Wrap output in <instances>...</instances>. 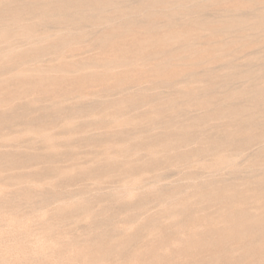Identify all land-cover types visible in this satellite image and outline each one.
Listing matches in <instances>:
<instances>
[{"label": "rangeland", "instance_id": "rangeland-1", "mask_svg": "<svg viewBox=\"0 0 264 264\" xmlns=\"http://www.w3.org/2000/svg\"><path fill=\"white\" fill-rule=\"evenodd\" d=\"M251 1L0 0V264H264V0ZM116 42L124 83L104 85Z\"/></svg>", "mask_w": 264, "mask_h": 264}, {"label": "bare ground", "instance_id": "bare-ground-1", "mask_svg": "<svg viewBox=\"0 0 264 264\" xmlns=\"http://www.w3.org/2000/svg\"><path fill=\"white\" fill-rule=\"evenodd\" d=\"M15 1H16V0H15ZM100 1H101V0H100ZM160 1H162V0H160ZM184 1L186 2V0H184ZM7 2H8V1H7ZM24 2H25V1H24ZM122 2H123V1H122ZM166 2H167V1H166ZM176 2H177V1H176ZM176 2H175V3H176ZM253 2H254V0H252V1L249 2V3H253ZM255 2H257V1L255 0ZM179 3H180V2H179ZM18 4H19V3H18ZM74 4H75V3H74ZM164 4H165V3H164ZM184 4H186V3H184ZM247 4H248V3H247ZM47 5H48V4H47ZM162 5H163V4H162ZM175 5H176V4H175ZM235 5L240 6V4L238 5V3H236ZM235 5H234V7H237V6H235ZM3 6H4V5H3ZM49 6H50V5H49ZM163 6H164V5H163ZM168 6H170V5H168ZM183 6H184V5H183ZM185 6H186V5H185ZM141 7H142V6H141ZM172 7H173V5L171 6V8H172ZM234 7H233V8H234ZM165 8H166V7H165ZM176 8L178 9V7H175V9H176ZM237 8H239V7H237ZM237 8H236V9H237ZM49 9L51 10V6H50ZM181 9H182V8H181ZM239 9H240V8H239ZM108 10H109V9H108ZM170 10H171V9H170ZM183 10H184V9H183ZM237 10H238V9H237ZM176 11H177V10H176ZM180 11H181V10H180ZM169 12H170V11H169ZM46 13H47V12H46ZM182 13H183V12H182ZM176 14H177V13H176ZM151 15H152V14H151ZM172 15H173V14H172ZM149 16H150V15H149ZM259 17H260V16H259ZM5 18H6V17H5ZM7 18H8V16H7ZM261 18H262V17H261ZM261 18H260V20H261ZM10 19H11V18H10ZM84 19H85V18H84ZM122 19H123V18H122ZM162 19H163V18H162ZM3 20H4V19H3ZM3 20L1 19L0 21L2 22ZM5 20H6V19H5ZM7 20H8V19H7ZM14 20H15V19H14ZM255 20H256V19H255ZM255 20H254V21H255ZM258 20H259V19H258ZM262 20H263V19H262ZM11 21H13V20H11ZM17 21H18V20H17ZM21 21H22V20H21ZM254 21H253V22H254ZM24 22H25V21H24ZM120 22H121V21H120ZM221 22H222V21H221ZM227 22H228V25H229V24H230V23H229V20H228ZM240 22H241V21H240ZM253 22H252V23H253ZM255 22H256V21H255ZM255 22H254V23H255ZM257 22H260V21H257ZM231 23H232V22H231ZM238 23H239V22H238ZM245 23H246V22H245ZM260 23H263V22H260ZM129 24H130V23H129ZM216 24H217V23H216ZM236 24H237V23H236ZM243 24H244V23H243ZM255 24H256V23H255ZM1 25H2V24H1ZM18 25H19V24H18ZM125 25H126V24H125ZM219 25H220V24H219ZM222 25L225 26V23L222 24ZM226 25H227V23H226ZM228 25H227V26H228ZM233 25H234V24H233ZM238 25H240V24H238ZM244 25H245V24H244ZM251 25H252V24H251ZM26 26L28 27V25H26ZM119 26H120V25H119ZM123 26H124V25H123ZM123 26H121V27H123ZM150 26H151V25H150ZM193 26H195V25H193ZM235 26H236V25H235ZM240 26H241V25H240ZM255 26H256V25H255ZM3 27H4V26H3ZM20 27H22V26H20ZM20 27H19V28H20ZM125 27H126V26H125ZM125 27H124V28H125ZM159 27H160V26H159ZM196 27L198 28V26H196ZM215 27H216V26H215ZM219 27H221V25H220ZM236 27H237V26H236ZM245 27H246V26H245ZM253 27H254V26H253ZM263 27H264V26H263ZM22 28H23V27H22ZM30 28H31V27H30ZM119 28H120V27H119ZM154 28H158V27L155 26ZM160 28H161V27H160ZM182 28H183V27H182ZM184 28H185V27H184ZM187 28H189V27H187ZM192 28H193V27H192V25H191V29H192ZM197 28H196V29H197ZM228 28H229V27H228ZM238 28H239V27H238ZM238 28H236V29H238ZM242 28H244V26H242ZM256 28H257V27H256ZM259 28L261 29V27H259ZM0 29H1V27H0ZM32 29H33V28H32ZM196 29H195V30H196ZM201 29H202V27H201ZM201 29H200V30H201ZM203 29H204V28H203ZM214 29H215V28H214ZM226 29H227V27H226ZM236 29H235V30H236ZM239 29H240V28H239ZM246 29H247V28H246ZM251 29H252V28H251ZM257 29H258V28H257ZM18 30H20V29H18ZM21 30H22V29H21ZM21 30H20V32H21ZM23 30H24V29H23ZM33 30H34V29H33ZM123 30H124V29H123ZM123 30H122V32H123ZM133 30H134V29H133ZM156 30H157V29H156ZM189 30H190V28H189ZM195 30H194V31H195ZM209 30L211 31V28H210ZM240 30H241V29H240ZM3 31L5 32V30H3ZM3 31L0 32V38H3V39H4L5 36H3V35H4V32H3ZM7 31H8V30H7ZM7 31H6V32H7ZM117 31H118V30H117ZM153 31H155V30H153ZM207 31H208V30H207ZM217 31H218V30H217ZM226 31H227V30H226ZM229 31H230V28H229ZM236 31H237V30H236ZM252 31H253V30H252ZM13 32H14V31H13ZM23 32H25V33H24L25 37L31 40V38H32L33 36L31 37L30 35H33V34H32L33 31H32V32H28V31L26 32V31H23ZM108 32H109V31H108ZM115 32H116V30H115ZM120 32H121V31H119V33H120ZM148 32H149V31H148ZM155 32H156V31H155ZM203 32H204V31H203ZM213 32H214V31H213ZM29 33H31V34H29ZM110 33H111V32H110ZM117 33H118V32H117ZM124 33H125V32H123V34H124ZM151 33H152V31H151ZM153 33H154V32H153ZM174 33H176V32H174ZM195 33H197V32L195 31ZM200 33H201V31H200ZM207 33H208V32H207ZM8 34H9V33H8ZM127 34H129V33H126V35H127ZM132 34H133V33H132ZM136 34H137V33H136ZM154 34H155V33H154ZM162 34H163V33H162ZM166 34H168V33H166ZM187 34H188V38L191 37V36H189L190 33H188V32H186V33H184V34H182V35H181V34L178 35V33H177L176 35H178V36H175V34H174V37H171V38H161V37H163V36H161V37H158V36L150 37V35H149V37H146L145 39H143V38H140L139 36L135 35V36L132 37V40H133L132 43L134 44V46H138V47H140V48L142 49V51H144V50H147V46H149V45H154V46H156V48H158V47H160V46H162V45L165 46L167 43L172 42L173 40H174V44H175V39H176V38H179V37H183V38H184V35L186 36ZM192 34H193V33H192ZM202 34H203V33H202ZM22 35H23V33H22ZM24 35H23V37H24ZM35 35H36V34H35ZM41 35H42V34H41ZM47 35H48V34H47ZM47 35L45 36V34H44V36L42 35V36H40V37H45V38H47ZM109 35H110V34H109ZM124 35H125V34H124ZM138 35H139V34H138ZM155 35H156V34H155ZM160 35H161V34H159V36H160ZM190 35H191V34H190ZM198 35H199V32H198ZM37 36H38V35H37ZM48 36H49V35H48ZM53 36H54V35H53ZM60 36L62 37V35H60ZM131 36H132V35H131ZM171 36H172V35H171ZM100 37H101V36H100ZM102 37H103V35H102ZM33 38H34V40H35V41H33V42L31 41L32 44H33V47L38 48V47H40L42 44H43V45L45 44V43L40 44V43H41L40 40H42V39L44 40V38H42V39L40 38L39 41H36V40L39 39V38H36L35 36H34ZM35 38H36V39H35ZM49 38H50V37H49ZM49 38H47V39H49ZM116 38H117V37H116ZM183 38H181V40H182ZM193 38H195V37H193ZM3 39H2V40H3ZM59 39H61V38H58V40H59ZM62 39H63V38H62ZM65 39H66V38H65ZM65 39H63L62 41H65ZM189 39H190V38H189ZM191 39H192V38H191ZM191 39H190V40H191ZM4 40H6V38H5ZM24 40H26V39H24ZM125 40H126V39H125ZM128 40H129V39H128ZM176 40L178 41L179 39H176ZM181 40H179L178 43L181 42ZM190 40H189V41H190ZM7 41H8V40H7ZM45 41H46V40H45ZM45 41H43V42H45ZM120 41H121V39H120ZM129 41H130V40H129ZM4 42H6V41H4ZM4 42H3V44H4ZM8 42H10V41H8ZM8 42H7V44H8ZM118 42H119V41H118ZM118 42H116L117 44L115 43L116 45H113V49H112L113 52H112V55L105 56V57H107V58H105V59H104L105 61L103 60V64H101L102 67H103V66L105 67V65H107L106 67L109 66V68H105V69H107L106 71L103 70L104 73H102V74L100 73L101 75L99 74V75L101 76V79H102L101 82H102L104 85L114 84L115 86H118V85H121L122 83H124V79H122V78H117V77H118V72H114V71H113L114 69H113V68L111 69V67H110V66H112V65H110V64H112V63H113V64H119V63H121V62L124 60V51H125V50H129V47L127 48V46H124V45H123V44H124L123 41H122L123 44H122L121 42H120V43H118ZM187 42H188V41H187ZM187 42H186V43H187ZM98 43H99V42H98ZM127 43H128V41H127ZM181 43H182V42H181ZM183 43H185V41H184ZM183 43H182V44H183ZM186 43H185V44H186ZM0 44H1V43H0ZM67 44H68V43H67ZM129 44H130V43H129ZM174 44H173V45H174ZM179 44H180V43H179ZM179 44H178V45H179ZM62 45H63V44H62ZM68 45H69V44H68ZM93 45H94V44H93ZM99 45H100V44H99ZM167 45H168V44H167ZM176 45H177V44H176ZM178 45H177V46H178ZM60 46H61V45H60ZM66 46H67V45H66ZM101 46H103V43H102ZM104 46H105V45H104ZM106 46L108 47V44H106ZM174 46H175V45H174ZM174 46H173V47H174ZM224 46H225V45H224ZM31 47H32V46H31ZM33 47H32V48H33ZM125 47H126V48H125ZM193 47H194V46H193ZM6 48H7V47H5V49H4V47H3L4 51L6 50ZM43 48H44V47H43ZM101 48H102V47H101ZM109 48H110V46H109ZM111 48H112V47H111ZM151 48H152V47H151ZM153 48H155V47H153ZM163 48H164V47H163ZM176 48H177V47H176ZM176 48H175V49H176ZM7 49H9V47H8ZM10 49H11V48H10ZM10 49H9V50H10ZM41 49H42V48H41ZM107 49H108V48H107ZM161 49H162V48H161ZM175 49H174V50H175ZM190 49H191V48H190ZM38 50H39V49H38ZM182 50H183V49H182ZM0 51H1V49H0ZM4 51H3V52H4ZM6 51H7V50H6ZM34 51H35V50H34ZM109 51H111V50H109ZM176 51H177V50H176ZM187 51H188V50H187ZM189 51H190V50H189ZM3 52H0V59H4V58H6L7 56L10 57L11 54L9 55L8 52H5V53H3ZM9 52H10V51H9ZM11 52H12V51H11ZM14 52H15V49H14V51H13L12 53H14ZM140 52H141V51H140ZM144 52H145V51H144ZM171 52H172V51H171ZM177 52H178V51H177ZM177 52H176V53H177ZM193 52H194V51H193ZM145 53H146V52H145ZM147 53H148V52H147ZM158 53H159V52H158ZM181 53H182V52H181ZM186 53H187V52H186ZM106 54H107V53H106ZM108 54H111V53H108ZM142 54H143V53H142ZM188 54H189V53H188ZM192 54H193V53H192ZM196 54H197V57L201 56V55H198L199 53H196ZM196 54H195V55H196ZM12 55H15V54H12ZM174 55H175V54H174ZM174 55H173V56H174ZM177 55H178V53H177ZM177 55H175V57H176ZM195 55L193 54V56H195ZM35 56H36V55H35ZM168 56H169V55H168ZM170 56H171V55H170ZM12 57H14V56H12ZM131 57H132V56H131ZM182 57H183V56H182ZM185 57L187 58V56H185ZM185 57H184L183 59H185ZM7 58H8V57H7ZM7 58H6V59H7ZM127 58H128V57H127ZM194 58H195V57H194ZM202 58H203V57H202ZM100 59H101V58H100ZM177 59H178V58H177ZM189 59H190V57H189ZM207 59H208V58H207ZM7 60H8V59H7ZM172 60H173V59H172ZM172 60H171V61H172ZM174 60H175V59H174ZM174 60H173V61H174ZM202 60H204V59H202ZM0 61H3V60H0ZM4 61H5V59H4ZM8 62H9V61H8ZM67 62H68V61H67ZM61 63H62V62H61ZM1 64L3 65V64H6V63H2V62H1ZM99 64H100V62H99ZM61 65H62V64H61ZM118 66H119V65H118ZM71 67H72V66H71ZM69 68H70V67H69V64H68V63H65V64H63V70H62V71L66 74V73L70 72V69H72V68H70V69H69ZM158 68H159V67H158ZM47 69H48V68H47ZM47 69H46V70H47ZM131 69H132V68H131ZM161 70H162V68H161ZM59 71H60V70H59ZM103 71H102V72H103ZM63 72H62V73H63ZM137 72H138V71H137ZM15 73H16V72H15ZM45 73H46V72H45ZM62 73H61V74H62ZM46 74H47V73H46ZM50 74H51V73H50ZM6 75H7V74H6ZM27 75H29V73L26 74L25 72H22V71H21V72H19V73L17 72V73L14 75V78H13L12 75H11L10 77H12V79L15 80L16 78H20V79H21V78H25V77L27 78ZM69 75H70V73H69ZM133 75H134V74H133ZM138 75H139V74H138ZM30 76H31V75H30ZM65 76H66V75H64V77H65ZM119 77H120V76H119ZM134 77H135V76H134ZM29 78H31V77H29ZM49 78H50V77H49ZM59 78H60V77H59ZM130 78H131V77H130ZM132 78H133V77H132ZM135 78H136V77H135ZM57 79H58V77H57ZM66 79H67V78H66ZM136 79H137V78H136ZM1 80H2V79H1ZM49 80H50V79H49ZM61 80H62V79H61ZM63 80H65V79H63ZM16 81H17V80H16ZM18 81H19V79H18ZM21 81H22V79H21ZM0 82H1V81H0ZM59 82H60V81H59ZM3 83H4V82L2 81V84H1V83H0V84L3 85ZM22 83H24V81H22ZM22 83H21V85H22ZM33 83H34V82H33ZM28 84H29V83H28ZM38 84H39V83H38ZM43 84H44V83H43ZM1 85H0V86H1ZM18 86H19V85H18ZM1 87H2V86H1ZM16 87H17V85H16ZM19 87H20V86H19ZM19 87H17L18 90H19ZM26 87H27V85H26ZM35 87L37 88L38 85L35 86ZM42 87H43V86H42ZM44 87H45V86H44ZM3 88H4V86H3ZM7 88H8V87H7ZM12 88H13V87L11 86V90L14 89V88H13V89H12ZM31 88H32V87H31ZM31 88H28V87H27V88H26V89H27L26 91H29V93H30ZM38 88H40V85H39ZM38 88H37V89H38ZM4 89H5L4 91L7 90L6 88H4ZM23 89H25V87H24ZM40 89H41V88H40ZM9 90H10V89H9ZM44 90H45V89H44ZM7 91H8V90H7ZM13 91H14V90H13ZM15 91H16V90H15ZM23 91H24V90H23ZM23 91H20V90H19V92H23ZM26 91H24V93H25ZM11 92H12V91H11ZM33 92H35V90H34ZM44 92H45V91H44ZM0 93H1V92H0ZM9 93H10V92H9ZM15 93H16V92H15ZM24 93H23V94H24ZM26 93H27V92H26ZM31 93H32V92H31ZM246 110H247V109H246ZM231 112H232V111H231ZM232 113H233V112H232ZM234 115H235V114H234ZM250 116H251V115H250ZM37 133H41V131H40V132L38 131ZM45 133H46V132H45ZM43 134H44V133H43ZM46 134H48V133H46ZM46 134H45V135H46ZM41 135H42V134H41ZM45 135H42V137H45ZM39 136H40V135H39ZM39 136H38V137H39ZM181 136H182V135H181ZM36 137H37V136H36ZM46 139H47V138H46ZM223 141H224V140H223ZM228 144H230V143H228ZM226 145H227V144H226ZM226 145H225V146H226ZM222 146H223V145H222ZM222 146H221V147H222ZM228 146H229V145H228ZM230 146H231V145H230ZM213 147H214V146H213ZM221 147H220V148H221ZM215 148H216V147H215ZM215 148H214V149H215ZM217 148H218V147H217ZM205 149H206V148H205ZM221 149H222V148H221ZM221 149H219L218 151H220ZM223 149H225V148H223ZM115 150H116V149H115ZM210 150H211V149H210ZM212 151H213V150H212ZM216 151H217V150H215V152H216ZM218 151H217V152H218ZM121 152H122V151H121ZM127 152H128V151H127ZM199 152H200V150H199ZM201 152H202V151H201ZM213 152H214V151H213ZM221 152H222V151H221ZM224 152H226V151H224ZM228 153H229V152H228ZM130 154H131V153H130ZM217 154H218V156H220V152L217 153ZM222 154H223V153H222ZM152 155H155V153L152 152ZM224 155H226V153H224ZM222 156H223V155H222ZM222 156H221V157H222ZM226 156H228V155H226ZM230 156H231V155H230ZM118 157H119V156H118ZM122 157H123V156H122ZM122 157H121V158H122ZM134 157H135V156H134ZM134 157H132V158H134ZM221 157H220V158H221ZM121 158H120V160H121ZM124 158H125V157H124ZM221 160H222V159H221ZM233 160H234V158H233ZM118 161H119V158H118ZM122 161H123V160H122ZM128 161H129V160H128ZM122 163H123V162H122ZM133 163H134V162H133ZM216 163L218 164V161H217ZM222 163H223V162H222ZM220 164H221V163H220ZM138 165H139V164H138ZM121 166H122V164H121ZM211 166H213V165H211ZM220 166H221V165H220ZM209 167H210V166H209ZM218 167H219V166H218ZM119 168H120V167H119ZM133 168H134V167H133ZM120 169H121V168H120ZM215 169H216V167H215ZM11 177H12V176H11ZM1 179H2V178H1ZM132 182H133V181H132ZM129 183H131V182H129ZM125 184H126V182H125ZM125 186H128V185H125ZM129 186H130V185H129ZM129 186H128V187H129ZM125 188H126L127 190L129 189V188H127V187H125ZM208 188H209V187H208ZM0 189H1V188H0ZM127 190H126V191H127ZM129 190L131 191V188H130ZM257 190H258V189H257ZM258 191H259V190H258ZM200 192H201V190H200ZM240 192H241V191H240ZM203 193H204V192H203ZM241 193H242V192H241ZM128 194H129V193H128ZM196 194H197V193H196ZM205 195H206V194H205ZM208 195H210V194H207L206 196L208 197ZM254 195H255V194H254ZM199 196H200V195H199ZM160 197H161V196H160ZM190 197H191V196H190ZM207 197H206V199H207ZM252 197H253V196H252ZM193 198H194V197H193ZM160 199H161V198H160ZM257 199H258V198H257ZM184 200H185V199H184ZM210 200H211V199H210ZM162 201H163V200H162ZM190 201H191V200H190ZM192 201H193V200H192ZM192 201H191V202H192ZM195 201H197V200H195ZM198 201H200V200H198ZM166 202H167V201H166ZM168 202H169V201H168ZM188 202H189V201H188ZM193 202H194V201H193ZM180 203H182V202H180ZM16 204H17V203H16ZM169 205H170V204H169ZM182 205H183V204H182ZM175 206H176V205H175ZM179 206H181V205H179ZM182 207H183V206H182ZM184 207H186V206H184ZM173 208H174V207H173ZM175 208H176V207H175ZM258 208H259V207H258ZM187 209H188V208H187ZM163 210H164V209H163ZM185 210H186V209H185ZM223 210H224V209H223ZM163 213H164V212H163ZM187 213H188V212H187ZM216 214H217V213H216ZM223 214H224V213H223ZM255 214H256V213H255ZM174 215H175V214H174ZM176 215H177V214H176ZM220 215H221V213H220ZM256 215H257V214H256ZM172 216H173V215H172ZM221 216L225 217V215H221ZM219 217H220V216H219ZM251 217H252V216H251ZM214 218H215V217H214ZM221 218H222V217H221ZM256 218H257V217H256ZM161 221H163V220H161ZM199 221H200V220H199ZM222 221H223V219H222ZM222 221H221V222H222ZM244 221H245V220H244ZM206 222H207V221H206ZM223 222H224V224H226L225 219H224ZM223 222H222V223H223ZM160 223H161V222H160ZM233 223H234V222H233ZM242 223H243V221H242ZM242 223H241V225H242ZM224 224H223V225H224ZM154 226H155V225H154ZM225 226H227V225H225ZM247 226H248V225H247ZM242 227H243V226H242ZM244 227H245V226H244ZM248 227H249V226H248ZM125 228H128V227H125ZM177 228H178V227H177ZM220 228L222 229V227H220ZM239 228H240V226H239ZM239 228H238L237 230H239ZM152 229H153V228H152ZM224 229H225V228H224ZM224 229H223V230H224ZM228 229H229V227H228ZM231 229H232V228H231ZM241 229H242V228H241ZM245 229H246V228H245ZM245 229H244V230H245ZM250 229H251V228H250ZM177 230H178V229H177ZM226 230H227V227H226ZM149 231H150V230H149ZM155 231H156V230H155ZM224 231H225V230H224ZM227 231H229V230H227ZM227 231H226V232H227ZM242 231H243V229H242ZM222 232H223V231H222ZM226 232H224V233H226ZM232 232H235V231L233 230ZM149 233H150V232H149ZM153 233H154V232H153ZM153 233H152V234H153ZM227 233H228V232H227ZM229 233H231V231H230ZM239 233H240V232H239ZM246 233H247V232H246ZM150 234H151V233H150ZM220 234H221V233H220ZM240 234H241V233H240ZM247 234H248V233H247ZM257 234H258V233H257ZM260 234H261V233H260ZM262 234H263V233H262ZM216 235H217V234H216ZM223 235H224V234H223ZM223 235H222V236H223ZM232 235H234V234H232ZM235 235H237V234H235ZM243 235H245V233H243ZM250 235H251V234H250ZM225 236L228 237V235H225ZM248 236H249V235H248ZM219 237H221V236L219 235ZM229 237H230V235H229ZM229 237H228V238H229ZM231 237H232V236H231ZM235 237H238V236H235ZM240 237H242V236H240ZM255 237H256V236H255ZM215 238H216V237H215ZM223 238H224V236H223ZM228 238H227V239H228ZM233 238H234V237H233ZM233 238H232V240H233ZM243 238H245V237H243ZM248 238L250 239V237H248ZM257 238H260V237H257ZM208 239H209V238H208ZM224 239H225V238H224ZM229 239H230V238H229ZM238 239H239V238H238ZM216 240H217V239H216ZM225 240H226V239H225ZM246 240H247V239H246ZM252 240L254 241V238L251 239V241H252ZM255 240H256V239H255ZM257 240H258V239H257ZM257 240H256V241H257ZM260 240H261V239H260ZM220 241H221V239H220ZM227 241H228V240H227ZM229 241H230V240H229ZM229 241H228V242H229ZM233 241H234V240H233ZM235 241H236V240H235ZM237 241H238V240H237ZM237 241H236V243H237ZM241 241H242V239H241ZM251 241H250V243H251ZM256 241H255V242H256ZM101 242H102V241H101ZM209 242H212V240H210V241H208V242L206 241V243L210 244ZM218 242H219V240L217 241L216 244H218V246H221L222 244L220 245V244H219L220 242H219V243H218ZM223 242L226 243V241H223ZM244 242L246 243L247 241L244 240ZM248 242H249V240H248ZM104 243H105V242H104ZM106 243H107V242H106ZM245 243H243V244L245 245ZM260 243H261V242H260ZM231 244H232V243H231ZM234 244H235V243H234ZM243 244H242V246H243ZM247 244H248V243H247ZM253 244H254V243L252 242V246H253ZM256 244H259V243L256 242ZM192 245H193V243H192ZM194 245L196 246V243H195ZM198 245H199V244H198ZM204 245H205V244H204ZM212 245H213V244H212ZM214 245H215V244H214ZM223 245H224V244H223ZM259 245H260V244H259ZM262 245H263V244H262ZM67 246H68V245H67ZM206 246H208V245H206ZM210 246H211V245H210ZM210 246H209V247H210ZM215 246H217V245H215ZM215 246H214V247H215ZM233 246L236 247V245H233ZM238 246H239V245H238ZM248 246H249V245H247V247H248ZM196 247H197V246H196ZM256 247H257L256 249L259 250V248H258L257 245H256ZM102 248H103V247H102ZM217 248H218V247H217ZM220 248H221V247H220ZM236 248H237V247H236ZM245 248H246V247H245ZM248 248H249V247H248ZM250 248H251V247H250ZM253 248H254V247H253ZM253 248H252V250L254 251ZM261 248H262V247H261ZM210 249H211V248H210ZM233 249H234V248L232 247L231 251H232ZM237 249H238V248H237ZM72 250H73V249H72ZM107 250H108V249H107ZM186 250H187V249H186ZM239 250H240V249H239ZM262 250H263V249H262ZM229 251H230V250H229ZM231 251H230V252H231ZM248 251H249V250H248ZM255 251H256V250H255ZM255 251H254L253 253H255ZM162 252H163V251H162ZM189 252H190V251H189ZM216 252H217V251H216ZM223 252H224V251H223ZM235 252H236V250H235ZM214 253H215V252H214ZM231 253H232V252H231ZM247 253H248V252H247ZM253 253H250V254H253ZM258 253H259V252H258ZM260 253H261V252H260ZM263 253H264V252H263ZM93 254H94V253H93ZM190 254H191V253H190ZM193 254H195V253H193ZM253 255H254V254H253ZM263 255H264V254H263ZM42 256H44V255H42ZM70 256H71V255H70ZM131 256H133V255H131ZM182 256H183V255H182ZM258 256H259V255H258ZM46 257H47V256H46ZM250 257H252V256L250 255ZM86 258H87V257H86ZM88 258H89V257H88ZM160 258H161V257H160ZM241 258H242V257H241ZM244 258H245V257H244ZM18 259H19V257H18ZM44 259H45V256H44ZM133 259H134V258H133ZM194 259H195V258H194ZM4 260H5V259H4ZM131 260H132V259H131ZM180 260H181V259H180ZM224 260H225V259H224ZM256 260H257V259H256ZM49 261H50V260H49ZM73 261H74V260H73ZM106 261H108V260H106ZM70 262H71V261H70ZM196 262H197V261H196ZM46 263H47V262H45V263L43 262L42 264H46ZM101 263H102V262H101ZM249 263H250V262H249ZM258 263H259V262H258ZM1 264H2V263H1ZM17 264H24V263L19 261ZM25 264H27V263H25ZM53 264H54V263H53ZM70 264H71V263H70ZM202 264H203V263H202ZM225 264H226V263H225ZM251 264H252V263H251Z\"/></svg>", "mask_w": 264, "mask_h": 264}]
</instances>
